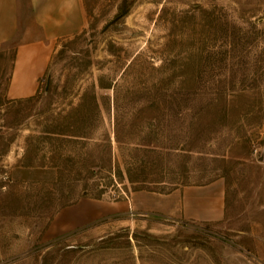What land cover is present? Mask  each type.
<instances>
[{"label": "rangeland", "instance_id": "1", "mask_svg": "<svg viewBox=\"0 0 264 264\" xmlns=\"http://www.w3.org/2000/svg\"><path fill=\"white\" fill-rule=\"evenodd\" d=\"M83 3L33 95L5 94L23 22L0 47V264H264V0ZM165 91L182 109L158 123ZM139 163L157 185L127 179ZM215 178L223 218L169 210ZM95 195L99 216L52 224Z\"/></svg>", "mask_w": 264, "mask_h": 264}, {"label": "crops", "instance_id": "2", "mask_svg": "<svg viewBox=\"0 0 264 264\" xmlns=\"http://www.w3.org/2000/svg\"><path fill=\"white\" fill-rule=\"evenodd\" d=\"M23 22V39L17 44L6 85L8 98L33 95L45 73L58 38L80 32L86 25L83 0H0V47L16 36ZM169 210L185 218L218 220L225 214V185L221 178L202 184H187L165 197ZM100 197H80L62 207L52 224L69 228L99 216ZM66 211V215L62 216Z\"/></svg>", "mask_w": 264, "mask_h": 264}, {"label": "trees", "instance_id": "3", "mask_svg": "<svg viewBox=\"0 0 264 264\" xmlns=\"http://www.w3.org/2000/svg\"><path fill=\"white\" fill-rule=\"evenodd\" d=\"M126 12V8H123V6L120 7V11L119 13L117 14V16H121L122 14H124ZM157 94V92H156ZM160 95V94H158ZM157 96V95H156ZM150 107H152V109L154 110V121L157 119L158 120V123H159V118L161 116H159L160 114H171V113H177L179 112L180 113V110L182 109L181 107V102L179 101L178 97L176 96V93H168L165 91V94H163L162 96L160 95V97L158 98H155L151 101L150 103ZM176 115V114H174ZM118 137V135L116 134V138ZM152 164H154L153 168H155V170L158 168H156V165H157V161H152ZM140 165L142 164H136L132 167H127V172H126V177L127 179L135 184V187L136 188H142V187H145V186H154V185H157L158 182L160 181V179H156L155 177H147L146 175H143V176H139V175H134L133 173V170H137ZM144 166L146 164H143ZM61 172H63V170L59 169V174L58 176H61ZM118 175H122L121 173H118ZM82 195H86L85 194H82ZM94 197H100L98 195H95ZM76 200V197H71L69 199H67L66 201H63L62 202V205L61 206H65L67 204H71L73 203L74 201Z\"/></svg>", "mask_w": 264, "mask_h": 264}]
</instances>
